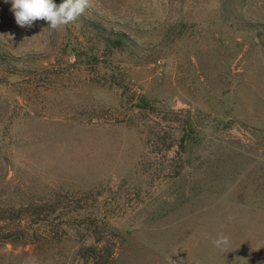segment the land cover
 Here are the masks:
<instances>
[{
  "label": "rangeland",
  "instance_id": "obj_1",
  "mask_svg": "<svg viewBox=\"0 0 264 264\" xmlns=\"http://www.w3.org/2000/svg\"><path fill=\"white\" fill-rule=\"evenodd\" d=\"M11 8L0 264H264V0Z\"/></svg>",
  "mask_w": 264,
  "mask_h": 264
},
{
  "label": "clouds",
  "instance_id": "obj_2",
  "mask_svg": "<svg viewBox=\"0 0 264 264\" xmlns=\"http://www.w3.org/2000/svg\"><path fill=\"white\" fill-rule=\"evenodd\" d=\"M11 11L20 27H31L37 20H44L48 27L56 30L61 26L76 21L87 8L91 7V0H11ZM229 239L222 233L213 240L217 248L227 246Z\"/></svg>",
  "mask_w": 264,
  "mask_h": 264
}]
</instances>
